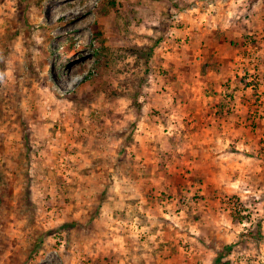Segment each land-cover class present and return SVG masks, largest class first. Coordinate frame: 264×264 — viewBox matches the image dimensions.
I'll return each mask as SVG.
<instances>
[{
    "label": "rangeland",
    "instance_id": "rangeland-1",
    "mask_svg": "<svg viewBox=\"0 0 264 264\" xmlns=\"http://www.w3.org/2000/svg\"><path fill=\"white\" fill-rule=\"evenodd\" d=\"M0 264H264V0H0Z\"/></svg>",
    "mask_w": 264,
    "mask_h": 264
}]
</instances>
